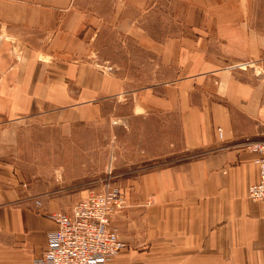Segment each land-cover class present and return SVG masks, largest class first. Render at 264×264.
Returning <instances> with one entry per match:
<instances>
[{
	"label": "crops",
	"instance_id": "1",
	"mask_svg": "<svg viewBox=\"0 0 264 264\" xmlns=\"http://www.w3.org/2000/svg\"><path fill=\"white\" fill-rule=\"evenodd\" d=\"M150 9L168 15L166 33L148 31ZM0 31V264H32L52 215L90 191L26 181L23 133L92 122L127 95L132 115H177L168 154L187 157L125 178L111 218L124 246L109 264H264V202L247 196L264 142V0H0ZM108 31L166 77L132 88L96 63Z\"/></svg>",
	"mask_w": 264,
	"mask_h": 264
},
{
	"label": "rangeland",
	"instance_id": "2",
	"mask_svg": "<svg viewBox=\"0 0 264 264\" xmlns=\"http://www.w3.org/2000/svg\"><path fill=\"white\" fill-rule=\"evenodd\" d=\"M156 13L157 10L148 11L145 26L152 33L157 29L161 35L166 33L168 15L156 23ZM177 30L178 24L171 28L169 22L168 32ZM150 55L140 47L121 48L117 35L108 31L96 42L91 57L125 76L128 85L135 88L166 77L167 71L159 72L163 68ZM132 101V95L110 100L102 115L92 122L28 129L20 137L18 152V169L24 179L63 184L67 186L64 189L96 191L107 185L124 187L126 177L136 175L149 163L162 165L185 159V152L168 154L171 141L175 143V151L181 148L177 115H132Z\"/></svg>",
	"mask_w": 264,
	"mask_h": 264
},
{
	"label": "built area",
	"instance_id": "3",
	"mask_svg": "<svg viewBox=\"0 0 264 264\" xmlns=\"http://www.w3.org/2000/svg\"><path fill=\"white\" fill-rule=\"evenodd\" d=\"M251 149L259 154L258 180L248 186L247 196L264 202V142L254 143ZM125 205L121 186L89 191L70 210L52 215L57 227L47 234L46 246L32 264H109L124 246L111 218Z\"/></svg>",
	"mask_w": 264,
	"mask_h": 264
}]
</instances>
